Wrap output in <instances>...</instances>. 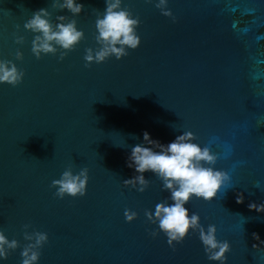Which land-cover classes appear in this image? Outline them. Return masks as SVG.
<instances>
[{"label":"water","instance_id":"95a60500","mask_svg":"<svg viewBox=\"0 0 264 264\" xmlns=\"http://www.w3.org/2000/svg\"><path fill=\"white\" fill-rule=\"evenodd\" d=\"M52 2L0 0V58L25 72L17 86L0 84V230L21 244L3 264H21L25 225L49 235L39 264H219L197 232L175 248L162 232L150 234L158 226L145 213L170 193L151 173L143 193L123 183L135 174L127 157L144 131L164 144L184 131L201 145L215 138L216 167L230 172L231 188L187 207L231 242L227 264H264V243L253 236L264 240V212L249 208L264 204V0H169L175 19L158 0H131V8L123 0L141 21L142 44L91 66L84 57L98 47L96 13L105 0H80L76 17ZM41 8L54 23L76 19L85 32L62 61L32 52L35 34L23 25ZM69 167L89 169L87 194L60 199L52 181ZM128 209L138 213L131 223Z\"/></svg>","mask_w":264,"mask_h":264},{"label":"clouds","instance_id":"9594fccd","mask_svg":"<svg viewBox=\"0 0 264 264\" xmlns=\"http://www.w3.org/2000/svg\"><path fill=\"white\" fill-rule=\"evenodd\" d=\"M153 2L154 0H148V3ZM168 3L169 0H158L155 6L164 16L174 18ZM105 4L104 11L96 13L95 39L98 47L86 49V66L93 63L102 64L112 57L121 60L129 55V50H136L142 44L137 31L141 22L139 17L123 6V0H105ZM51 7L60 11L67 10L72 17L80 16L84 10V4L80 0H53ZM23 27L35 34L32 52L38 59L48 54H59L62 61L68 52L76 49L85 39V32L79 28L76 19L61 15L56 16L54 23L52 12L48 8L34 12ZM16 43L23 44L24 38L17 37ZM16 56L17 59L23 60L22 52L18 51ZM24 77L25 72L21 71L16 63L0 58V84L17 86L22 83ZM173 127L176 128L175 125ZM132 135L138 139L135 134ZM213 142L215 138L209 145H201L197 142L194 132L184 131L173 141L164 144L154 139L148 131H144L142 142L132 146L127 157V167L134 169L135 174L123 183L125 187L143 193L150 186L147 173L159 178L162 181V190L169 192L170 196L158 203L154 212L149 210L145 213L148 220L158 226L157 230L150 234L155 238L162 232L168 238L169 246L175 248L176 244L183 243L192 232H197L208 260L227 264L231 242L218 239L217 226L209 224L205 228L200 215L187 207L194 198L212 202L223 189L231 188L233 178L230 172L216 167L221 154L213 151L210 146ZM89 180L87 167L78 172L69 167L59 179L52 181V187L56 189L55 195L60 199L67 196L82 197L87 194ZM255 187L262 190L259 182ZM237 203H244L243 193L238 194ZM249 208L264 212V204L251 203ZM137 217V212L130 209L125 211L127 222L131 223ZM24 227V240L28 243L20 253L21 264H39L41 249L49 242V235L47 232L28 231L30 225ZM253 236L264 243L258 233H253ZM20 247V241L10 240L5 232L0 230V264L8 260L10 253Z\"/></svg>","mask_w":264,"mask_h":264},{"label":"snow or ice","instance_id":"6c2138e0","mask_svg":"<svg viewBox=\"0 0 264 264\" xmlns=\"http://www.w3.org/2000/svg\"><path fill=\"white\" fill-rule=\"evenodd\" d=\"M128 5L130 8L133 6V4L131 3V0H129Z\"/></svg>","mask_w":264,"mask_h":264}]
</instances>
